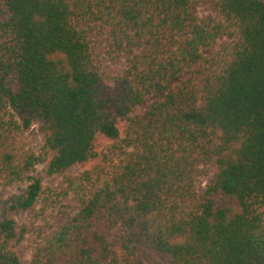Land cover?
Listing matches in <instances>:
<instances>
[{
  "label": "trees",
  "instance_id": "16d2710c",
  "mask_svg": "<svg viewBox=\"0 0 264 264\" xmlns=\"http://www.w3.org/2000/svg\"><path fill=\"white\" fill-rule=\"evenodd\" d=\"M15 186L0 264H264V0H0Z\"/></svg>",
  "mask_w": 264,
  "mask_h": 264
},
{
  "label": "rangeland",
  "instance_id": "374dc122",
  "mask_svg": "<svg viewBox=\"0 0 264 264\" xmlns=\"http://www.w3.org/2000/svg\"><path fill=\"white\" fill-rule=\"evenodd\" d=\"M234 43H235L234 41H231L227 38H221L219 41L218 50H225V49L231 48ZM211 53H212L211 51H205L206 55H210ZM179 82H180V79H176V80L172 81L171 87L175 88L179 84ZM156 99H158L157 96L151 98L148 101V103H146L144 106H142L140 108V113H143L147 109L149 103L155 101ZM124 127H125V125H124ZM20 141H21V146L24 150H27L29 152H38L40 149V146H41V138L39 135L38 127L34 126L30 131L25 132L21 136ZM101 146H102V150H103L108 146V143L105 141H102ZM83 171H84L83 169H74L64 176L48 178L45 181V185H47V186H59V185L63 184L66 179L75 180V179L79 178ZM17 188H18V186H15L12 188L1 189L0 190V200L2 198L9 196L13 192H15ZM36 236H37L36 233H35V236H33V235L30 236V240L28 243L31 247L28 251V255H30L33 251L32 248H33L34 241L36 240ZM27 247H28V245H27Z\"/></svg>",
  "mask_w": 264,
  "mask_h": 264
}]
</instances>
